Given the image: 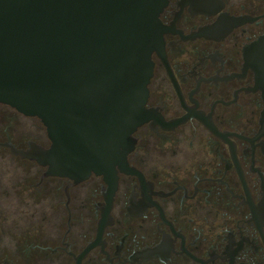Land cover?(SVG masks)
Here are the masks:
<instances>
[{"label": "flooded vegetation", "instance_id": "obj_1", "mask_svg": "<svg viewBox=\"0 0 264 264\" xmlns=\"http://www.w3.org/2000/svg\"><path fill=\"white\" fill-rule=\"evenodd\" d=\"M124 164L73 179L0 103V264H264V0H165Z\"/></svg>", "mask_w": 264, "mask_h": 264}, {"label": "water", "instance_id": "obj_2", "mask_svg": "<svg viewBox=\"0 0 264 264\" xmlns=\"http://www.w3.org/2000/svg\"><path fill=\"white\" fill-rule=\"evenodd\" d=\"M165 0H0V103L36 117L47 147L10 152L80 179L124 164L144 118ZM264 126V112L260 116Z\"/></svg>", "mask_w": 264, "mask_h": 264}]
</instances>
